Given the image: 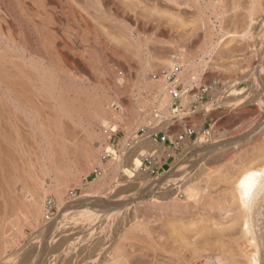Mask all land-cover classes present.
Here are the masks:
<instances>
[{"label": "rangeland", "instance_id": "1", "mask_svg": "<svg viewBox=\"0 0 264 264\" xmlns=\"http://www.w3.org/2000/svg\"><path fill=\"white\" fill-rule=\"evenodd\" d=\"M176 65L164 110L154 78ZM188 127L144 153L157 174L121 153ZM262 170L264 0H0V264H264V191L247 209L237 191Z\"/></svg>", "mask_w": 264, "mask_h": 264}, {"label": "bare ground", "instance_id": "2", "mask_svg": "<svg viewBox=\"0 0 264 264\" xmlns=\"http://www.w3.org/2000/svg\"><path fill=\"white\" fill-rule=\"evenodd\" d=\"M252 9H253L252 11L254 13L256 11V9H257V4H254ZM185 77H186V71L181 72L178 75V77H177L176 81L174 82V84L180 83V81L184 80ZM166 84H167V88L166 89L164 87L163 88L160 87L157 84H156L155 88L159 92L161 91L160 93H162V91H164V89L168 93V89L170 87V84L169 83H166ZM187 87H188V84H187ZM171 100H172V98L170 99V97H166L165 101H163V103L161 104V106H162V108L164 110H171L172 103H173ZM207 110L206 111L204 110L205 113H206L205 114L206 115L205 117H207L209 115V111H207ZM201 132H203V131H201ZM197 133H198V131H197ZM98 138H99V135H96V134L93 133L92 139L95 140V139H98ZM150 138H151V132L146 135V137L144 138V140L138 142L137 146H132V147L130 146L129 147L128 146L129 144L128 145L126 144L127 146H124L123 147L121 153L127 154V155L130 154L131 156L133 155V158L139 157V158H137V160H135V164L138 165L139 162L141 161V168H143V161L142 160H143V157H144V153L147 152V151H149V150H151V149H149L150 147L151 148L154 147V143H153V141L150 140ZM189 143H191V141L190 140H186V144L189 145ZM139 145H140V147H138ZM192 146L194 147V145H192ZM139 148L143 149V152L140 153ZM144 148H147V150H144ZM160 149H161V146L159 147V150ZM106 151H107L108 154L110 152L111 153H117V150L113 149L112 147H110L108 145H107ZM93 158L95 159V156H93ZM127 166L128 167L131 166V169H128ZM100 167H101L100 168L101 170H97V172L99 173L100 176H102L100 178H103L105 176V173L103 172L104 168H103L102 164H101ZM111 167L113 169L112 170V176H114V177L118 176V174L120 173V171H123V173H125V176H127L129 178H133V177L136 176V175H134V173H136L139 170V169H137V168L134 167V164H131V165L129 164V165H126V166H123L122 167V165L120 163H117V164L116 163L115 164L112 163V166ZM260 172H254V171H252V172L248 173L246 176L243 175L244 178L237 185L238 186L237 187V191L239 192L238 194L241 196V199H242V202H243V207L245 209L249 208V205H253L256 202L257 198L260 195L263 194V191H264V171L262 173H260ZM139 174H141V172H139ZM145 181H147V183L145 185L147 186V188L149 187V189L150 188H154L155 185H156V183L153 182L154 180L148 181V178H147V180H145ZM126 183H128V181ZM142 185H143V182L137 183L135 181V182L131 183L129 186H130V189H136L138 187H141ZM64 194H65V192L62 191V189H56V197H57V201H58L59 206H61L65 202ZM189 197L190 198L191 197H195V195L192 192H190ZM37 199H36V201H37ZM36 201H35V203H36L35 205L36 206L33 205L35 207V211L32 214V218L34 219V221H38L39 218L43 215V213L47 210L46 202H45L44 199H38V201L37 202ZM34 207H33V209H34ZM48 209H49V206H48ZM248 225H249V223L247 222V226ZM249 232H250V230H249V226H248L247 227V231L245 233L248 234ZM71 242L73 243V237H71L69 239L66 238V237H62L60 239V242L57 245H53L50 248H48V253L51 254V255H54V256H58L68 246L67 243H71ZM25 258L26 257H24V259ZM22 261H26V260H22Z\"/></svg>", "mask_w": 264, "mask_h": 264}, {"label": "built area", "instance_id": "3", "mask_svg": "<svg viewBox=\"0 0 264 264\" xmlns=\"http://www.w3.org/2000/svg\"><path fill=\"white\" fill-rule=\"evenodd\" d=\"M181 71V67L179 65L173 66L172 68L163 70L162 73L158 76H155V80H158L159 78L163 79L165 82L170 84L169 87V93L172 98L173 106L179 102L182 101L183 96H184V91L180 88V84H174L176 81L179 73ZM209 89L204 88L201 92L200 99H203L205 95L209 94ZM178 109V107H176ZM115 133V132H113ZM197 130L195 127H188L185 129L183 133H181L177 138L171 139L167 135H153L152 139L155 142H160L162 145H164L168 149H175L178 148L183 142H186V140H192L195 136H197ZM157 153L158 152H153L151 154H147L146 157L144 158L143 164H144V169L147 171L149 174H157L160 170V164L157 163ZM174 156L173 151L171 153H167L165 155L166 162L165 164H168V161L172 159ZM97 174H99L97 172ZM49 206L48 212L53 208V202H48L47 204Z\"/></svg>", "mask_w": 264, "mask_h": 264}, {"label": "crops", "instance_id": "4", "mask_svg": "<svg viewBox=\"0 0 264 264\" xmlns=\"http://www.w3.org/2000/svg\"><path fill=\"white\" fill-rule=\"evenodd\" d=\"M145 137H146V135L144 136V138H145ZM144 138H142V140H144ZM150 140L153 141L152 136H151ZM153 142H154V141H153ZM165 148H166V147H165L164 145H161V149L158 150V152L161 151V150H164ZM175 153H176V152L173 151V154H175Z\"/></svg>", "mask_w": 264, "mask_h": 264}]
</instances>
